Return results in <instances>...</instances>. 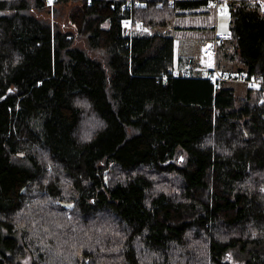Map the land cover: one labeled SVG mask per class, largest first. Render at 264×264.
Masks as SVG:
<instances>
[{
    "label": "trees",
    "instance_id": "1",
    "mask_svg": "<svg viewBox=\"0 0 264 264\" xmlns=\"http://www.w3.org/2000/svg\"><path fill=\"white\" fill-rule=\"evenodd\" d=\"M223 4L202 75L203 0H0V264H264V0Z\"/></svg>",
    "mask_w": 264,
    "mask_h": 264
},
{
    "label": "rangeland",
    "instance_id": "2",
    "mask_svg": "<svg viewBox=\"0 0 264 264\" xmlns=\"http://www.w3.org/2000/svg\"><path fill=\"white\" fill-rule=\"evenodd\" d=\"M65 12H67L65 10ZM63 16H64V11L62 12ZM186 18H189L188 20H186ZM208 19V22L210 23V26L209 27L207 24H206V31H204L202 33V30L200 32L198 31H193V30H190L192 28H194L195 24L198 22V21H207ZM199 18V17H195V16H191V15H186L185 17H179L177 19H175V21L172 22V25L168 28V29H164L162 30L163 33L165 34H168L169 36H172L175 38V42H176V52H175V56L177 57L178 56V53L179 55H181L180 57H182L183 55L185 56L186 53H187V49L186 47L188 46L190 49H189V52L193 55V58H194V62L198 65V61L199 58H198V53H199V50L201 48V51L206 54L207 56H209V62L206 63V66H207V70L209 71H213L215 70V66H213V63H214V60H215V56H214V43H211L212 44V47H211V44L209 42H212L213 38L214 37H223V38H229V33H228V24H229V11H228V8L226 6V4H223V5H220V11L218 12V14L216 15H213V18ZM61 23H66L65 19L62 17L61 18ZM178 21L181 25H178ZM213 25H215V27H212ZM178 27V26H181L182 29H185L183 32L181 33H178L179 31H177V34L174 32L173 29H175V27ZM65 27V31H71L67 25H64ZM189 27V28H188ZM202 33V34H201ZM183 40V43H180V47L177 48V44H178V41H182ZM204 42V46H202ZM208 44V46H207ZM184 51V52H182ZM214 57V58H213ZM184 58V57H182ZM236 63L234 64H227V65H224L226 68H224L225 70H230L233 68V66L235 65ZM201 69H199V71H202V69L204 70L203 67H199ZM197 70V69H196ZM198 71V70H197ZM229 87H232L235 91V94L237 96H240L242 94H244L245 90H246V87L245 85L243 84H240V83H229Z\"/></svg>",
    "mask_w": 264,
    "mask_h": 264
},
{
    "label": "built area",
    "instance_id": "3",
    "mask_svg": "<svg viewBox=\"0 0 264 264\" xmlns=\"http://www.w3.org/2000/svg\"><path fill=\"white\" fill-rule=\"evenodd\" d=\"M173 1L174 0H170V3H172ZM203 1L206 2V8L212 10L214 15H215V17H216L218 12L220 11L219 0H203ZM87 2H88V0H87ZM129 4H131V2H129ZM132 8H134L136 10L140 9L141 8V4L139 2L134 1L132 3ZM263 11H264V8H263ZM138 25H141V22H138ZM133 26L134 25H133V22H131V20L123 22V30L126 33H128V34L132 31ZM222 38L223 37H219V38L216 37V39H222ZM215 78H217V77L215 76L214 80H215ZM219 79H220V76H219ZM242 82H244V81H242Z\"/></svg>",
    "mask_w": 264,
    "mask_h": 264
},
{
    "label": "crops",
    "instance_id": "4",
    "mask_svg": "<svg viewBox=\"0 0 264 264\" xmlns=\"http://www.w3.org/2000/svg\"><path fill=\"white\" fill-rule=\"evenodd\" d=\"M207 25H209V27H211L210 26V24H207ZM212 27H215V25H213ZM203 29H206V28H203ZM229 30V29H228ZM208 40V39H207ZM206 40V42H208V44L209 43H211V42H209V41H207ZM213 41V40H212ZM180 43H183V40L182 41H178V44H177V48L178 47H180ZM208 44H207V46H208ZM202 46H204V42H203V44H202ZM186 49H187V53H186V55L184 56H182V57H185V58H190V59H193V61H194V58H193V55L189 52V47L187 46L186 47ZM182 52H184V51H182ZM178 55H179V53H178ZM181 55H179V57H180ZM209 56H207L206 54H204L202 51H201V48H200V50H199V53H198V58H199V60L200 61H198V65L195 63V66H194V69L196 70H198V72L199 73H201L202 75H204L205 73H206V71H207V66H206V63L207 62H209V58H208ZM214 58V57H213ZM203 67L204 68V70L202 69V71H199V69H201V68H199V67ZM213 66H215V60H214V63H213ZM188 68V67H187ZM186 68V69H187Z\"/></svg>",
    "mask_w": 264,
    "mask_h": 264
}]
</instances>
